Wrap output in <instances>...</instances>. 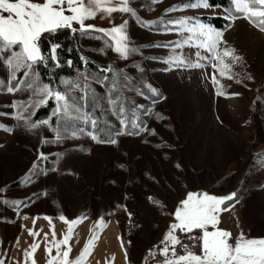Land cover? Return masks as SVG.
<instances>
[{
  "label": "rangeland",
  "instance_id": "rangeland-1",
  "mask_svg": "<svg viewBox=\"0 0 264 264\" xmlns=\"http://www.w3.org/2000/svg\"><path fill=\"white\" fill-rule=\"evenodd\" d=\"M195 2L129 0L139 19L112 12L105 28L127 21L125 31L139 48L127 59L111 51L102 33L79 36L80 62L83 55L97 68L115 66L129 75L143 73L163 97L143 116V130L136 135L115 136L116 144L97 143L86 134L55 142L49 127L56 126L52 100L46 118L33 120L37 108L31 115L32 121L48 120L49 125L39 124L29 130L22 120L12 117L19 109L11 105L13 101L27 102L30 93H7L0 88V125L11 128L9 132L0 127V225L5 254L16 239L23 216H64L114 223L128 264H156L159 256H150V250L158 253L171 213L188 191L217 196L235 192L238 200L234 203L240 204L249 236L264 238V163L260 162L264 157H258L264 150V32L242 16L222 31L227 45L219 47H231L240 57L235 63L224 58L231 65V78L221 76L210 59H203L210 53L192 42L175 49L153 46L190 35L187 31H161V20L166 25L168 20L187 17L191 26L197 17L226 15L219 7H179ZM173 6L177 10L167 11ZM119 13L122 16L116 19ZM143 21L155 23L145 26ZM169 55L201 66L169 67L163 63ZM67 60L61 66L67 67ZM136 65L143 71H138ZM54 69L47 68L45 82L52 81ZM6 78V71L0 67V81ZM90 84L100 96L106 93L100 84ZM218 90L223 94L218 95ZM130 95L136 105L146 101L138 94ZM105 118L119 127L118 119L110 112ZM40 152L46 154V160H38ZM34 162L40 174L25 182ZM11 201L22 203L17 206Z\"/></svg>",
  "mask_w": 264,
  "mask_h": 264
},
{
  "label": "snow or ice",
  "instance_id": "snow-or-ice-1",
  "mask_svg": "<svg viewBox=\"0 0 264 264\" xmlns=\"http://www.w3.org/2000/svg\"><path fill=\"white\" fill-rule=\"evenodd\" d=\"M155 2L157 0H153V3ZM179 7L208 8L212 5H209L207 0H196L195 3H185ZM174 10H177L176 6L167 11ZM114 11L128 13L133 18L139 19L136 10L130 7L129 0H119L116 4H113V0H0V67L4 68L7 77L6 80L0 81V88L7 93L21 90H27L30 93L27 102H12V108L19 109L11 114L14 119L22 120L29 130L36 128L39 124L49 125L48 120L32 121L31 115L34 109L52 100L55 104L52 115L56 118V126L49 125V127L55 134V142H60L69 136L77 137L79 134H86L97 143L116 144L117 140L113 138L114 136L137 134L127 130L129 122L133 129L143 130L134 111L131 118L126 116L127 101L122 96V92L129 87L130 80L127 75H122V69L115 70L111 66H101L92 73L78 70L75 79L60 77L58 83L43 82L39 71L41 66L44 68H49L50 65L55 68L61 66L58 50L62 45L59 42H51L45 53L41 48V40L45 34L54 37L62 29H67L74 37L77 32L81 37L91 36L93 32L102 33L108 38L106 43L111 51L120 58L127 59L131 54L139 52V48L131 42L125 31L127 21L110 28H97L93 24L85 23L87 19L95 18L97 12L110 14ZM225 12V20L232 21L242 16L249 24L264 32V0H230V7L225 9ZM187 21L188 18L183 17L168 20L165 25V22L161 20V31L177 33L187 31L190 35L181 41L153 46L175 49L192 42L193 46L210 53L209 57H203V59H210L213 62L212 67L218 69L221 76L228 75L231 65L225 63L224 58L228 57L232 63H235L240 57L231 47H219L221 44L227 45V42L222 39V31L210 23L200 21L188 26ZM142 23L150 26L155 22L143 21ZM169 25L173 27H168ZM177 25L179 27H174ZM227 27H231V23ZM99 51L103 54V49ZM196 55L199 57L200 53L197 52ZM80 60L82 65L88 64V60L83 55L80 56ZM66 63L68 66L72 65L70 59ZM163 63L169 67L201 66L199 63L185 61L178 55H169L163 59ZM136 68L138 71H143L140 65H136ZM228 78L231 76L228 75ZM91 82L100 84L106 89V93L103 96H97L90 86ZM213 83H216L215 77ZM145 87L152 95H159L158 90L150 84H145ZM138 94L143 95L142 92ZM217 94L223 93L218 90ZM89 107L93 111H89ZM97 108L101 109L99 114L94 111ZM135 108L142 109L143 106L136 105ZM150 111L145 109L143 114L147 115ZM23 112H27L28 115H22ZM107 112L117 117L118 129L113 131L111 122L103 119ZM0 127L11 132V128L3 125ZM102 133L108 138L102 139ZM45 142L47 141L42 140V143ZM46 159L45 153L38 154V160ZM37 166L34 162L30 174L24 177L25 182H31L34 175L40 174L35 171ZM44 171L46 170H41V172ZM0 191L3 190L0 189ZM235 196V192L217 196L208 192L188 191L171 213L172 220L160 241L158 253L150 250V256L154 257L158 254L162 258L156 264H264V238H245L243 233L232 238L230 231L218 227L219 213L225 210L221 206ZM4 203L8 204L9 201L4 200ZM11 203L19 206L22 202L11 201ZM45 219L50 220L49 217ZM59 219L68 225L67 234L57 242L53 231L52 243L56 248V255L48 261V264H82L93 246L91 242L84 245L79 257L74 261L68 260L67 247L61 258L60 247L61 244L68 245L73 226L82 218L68 220L60 216ZM96 223L99 226L102 221ZM179 234H186L189 243L182 242ZM29 235L35 236L36 233L29 229ZM47 238L48 234L45 233V252L50 253ZM95 238L94 236L93 240ZM178 246L183 250L182 253L178 254ZM36 247L34 243L32 249ZM30 255L31 253L26 249L24 256L27 258ZM0 264L4 262L0 261Z\"/></svg>",
  "mask_w": 264,
  "mask_h": 264
},
{
  "label": "crops",
  "instance_id": "crops-1",
  "mask_svg": "<svg viewBox=\"0 0 264 264\" xmlns=\"http://www.w3.org/2000/svg\"><path fill=\"white\" fill-rule=\"evenodd\" d=\"M116 3H119V0H113V4ZM122 14H117L116 19L120 18ZM110 18L111 13L97 12L95 18L87 19L85 23L93 24L97 28H105V25L110 22ZM45 217L23 216L16 239L11 243L6 254L3 250V231L0 225V261H3L4 264H48V261L56 255V248L52 243L53 231L55 232L56 241L59 242L67 234L68 225L63 223L59 217H49L50 220L45 219ZM66 219L73 220L77 218ZM97 221L100 220L82 218L73 226L68 245L61 244L60 246L61 258L64 249L67 247L69 249L68 260H76L84 245L91 242L93 246L82 264H128L117 226L111 222H102L97 226ZM218 227L228 231L233 229L231 231L232 238L237 237L240 233H243L245 238H252L249 236L243 221L238 202L219 213ZM29 229L36 235H29ZM45 233L48 234L47 246L51 249L50 253L45 252ZM94 236L96 237L95 240H93ZM34 243L37 247L33 250L32 245ZM26 249L31 253L27 258L24 256Z\"/></svg>",
  "mask_w": 264,
  "mask_h": 264
},
{
  "label": "trees",
  "instance_id": "trees-1",
  "mask_svg": "<svg viewBox=\"0 0 264 264\" xmlns=\"http://www.w3.org/2000/svg\"><path fill=\"white\" fill-rule=\"evenodd\" d=\"M207 2L209 3V5H212V7H219L223 10L228 9L230 7V0H207ZM196 20L200 21L202 23H210L215 28H217L221 31L228 29L229 27H227V25L229 23H231V21L225 20L224 18H221V17H205V16H202V17H197ZM79 36H80L79 32H77L75 37H74L73 34L71 32H69L67 29L59 30L55 34L54 37H49L47 34L44 35L43 39L41 40V48L45 53H47L49 44L51 42H59L62 45L61 49L58 50V54L60 56L61 63H63L67 59H70L72 61L71 66H67V67L60 66L59 68H55L52 72V79H51L52 81H55L58 83L60 77L75 79L78 70L79 71H86L88 73H92L97 69L96 66H94L90 63H88L86 66L84 65V67H83L82 63L79 61V55H78L79 53H78V45H77ZM82 51H84V50L80 48L81 53H82ZM111 67L115 70H119V68H117L115 66H111ZM39 71H40L41 78H42L43 82H45V78L47 75V68H44L43 66H41ZM122 75H127V77L130 80L129 87L124 89L122 92V96L127 101L126 109H128V111H126V116L128 118H131L132 113L134 111L136 117L138 118V123H140L142 125V128H143L145 126V121L143 119L144 110L150 108L155 102L159 101L161 99L162 95L158 92L159 95L154 96L148 91V89L145 87V84H148V82H147V79L143 73L129 75V74L123 72ZM90 86L92 89H94L95 94L97 96H100L96 87L93 86L92 84H90ZM103 89L106 91L105 88H103ZM126 91H128L129 94H126ZM140 92H142L143 95L138 94ZM134 93L138 94L140 96H143L145 98L146 101L142 105L143 106L142 109H136L135 108L136 104L131 100V95H130V94H134ZM153 101H155V102L153 103ZM52 107H53L52 101H48L47 104L38 107L32 116L33 120L46 118L49 115ZM89 111H93V109L91 107H89ZM94 111L96 114H99L101 109L97 108ZM103 119L107 120L105 118V116L103 117ZM116 119H117V117H116ZM112 126H113V131L115 129L119 128L113 124H112ZM127 130L132 131V132H136V133L139 132V130L133 129L130 122L127 124ZM133 135H136V134H133ZM101 138L107 139L108 137L106 134L102 133ZM113 138H115V136ZM260 156L264 157V150L258 155V157H260ZM260 162L264 163V159H262V161H260ZM237 200L238 199L236 197H234L232 200H229L226 203H224L222 205V208L229 207V205L233 204ZM179 235L183 238L182 242L189 243V241H187L186 234H179ZM194 250L198 251V249H194ZM182 251H183L182 249H178V254L182 253Z\"/></svg>",
  "mask_w": 264,
  "mask_h": 264
},
{
  "label": "water",
  "instance_id": "water-1",
  "mask_svg": "<svg viewBox=\"0 0 264 264\" xmlns=\"http://www.w3.org/2000/svg\"><path fill=\"white\" fill-rule=\"evenodd\" d=\"M160 259H162V258H161V257H157V259H156V260L158 261V260H160Z\"/></svg>",
  "mask_w": 264,
  "mask_h": 264
},
{
  "label": "built area",
  "instance_id": "built-area-1",
  "mask_svg": "<svg viewBox=\"0 0 264 264\" xmlns=\"http://www.w3.org/2000/svg\"><path fill=\"white\" fill-rule=\"evenodd\" d=\"M68 66V65H67Z\"/></svg>",
  "mask_w": 264,
  "mask_h": 264
}]
</instances>
